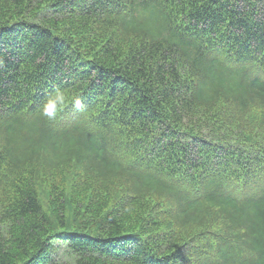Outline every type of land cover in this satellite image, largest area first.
Returning a JSON list of instances; mask_svg holds the SVG:
<instances>
[{"label":"trees","instance_id":"16d2710c","mask_svg":"<svg viewBox=\"0 0 264 264\" xmlns=\"http://www.w3.org/2000/svg\"><path fill=\"white\" fill-rule=\"evenodd\" d=\"M0 264H264V0H0Z\"/></svg>","mask_w":264,"mask_h":264},{"label":"clouds","instance_id":"9594fccd","mask_svg":"<svg viewBox=\"0 0 264 264\" xmlns=\"http://www.w3.org/2000/svg\"><path fill=\"white\" fill-rule=\"evenodd\" d=\"M75 103L76 108L82 106V101L74 96H68L63 90L56 89L42 105V115L50 121H54L64 111L70 102Z\"/></svg>","mask_w":264,"mask_h":264}]
</instances>
